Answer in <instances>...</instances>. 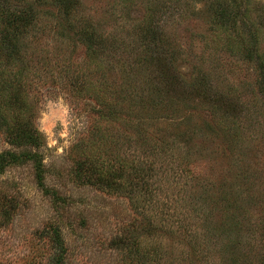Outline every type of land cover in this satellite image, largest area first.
I'll return each instance as SVG.
<instances>
[{
	"label": "rangeland",
	"instance_id": "obj_1",
	"mask_svg": "<svg viewBox=\"0 0 264 264\" xmlns=\"http://www.w3.org/2000/svg\"><path fill=\"white\" fill-rule=\"evenodd\" d=\"M4 153L0 264H264V0H0Z\"/></svg>",
	"mask_w": 264,
	"mask_h": 264
},
{
	"label": "trees",
	"instance_id": "obj_2",
	"mask_svg": "<svg viewBox=\"0 0 264 264\" xmlns=\"http://www.w3.org/2000/svg\"><path fill=\"white\" fill-rule=\"evenodd\" d=\"M17 139H19V142H21L22 144H24L26 141H29V140L31 142L34 141L33 137L27 132L20 133L19 136L17 137ZM15 155L16 154H14V153L1 154L0 155V170H1L3 165L9 164V163H11V161H17L18 156H15ZM24 157H27L28 159L30 158L31 160H34V162H37L36 168H38V169L40 168V163L36 159L35 155H32V154L29 156L25 155ZM53 242H54L55 247H54V254L52 255V257L50 259L51 264H65V261H64L65 253H64L63 248H62L61 237L58 235L57 231H55V233H54V241Z\"/></svg>",
	"mask_w": 264,
	"mask_h": 264
}]
</instances>
